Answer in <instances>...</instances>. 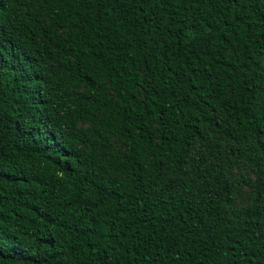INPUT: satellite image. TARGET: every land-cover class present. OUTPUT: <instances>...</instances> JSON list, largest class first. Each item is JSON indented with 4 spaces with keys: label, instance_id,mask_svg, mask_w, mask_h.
I'll return each mask as SVG.
<instances>
[{
    "label": "trees",
    "instance_id": "16d2710c",
    "mask_svg": "<svg viewBox=\"0 0 264 264\" xmlns=\"http://www.w3.org/2000/svg\"><path fill=\"white\" fill-rule=\"evenodd\" d=\"M0 264H264V0H0Z\"/></svg>",
    "mask_w": 264,
    "mask_h": 264
}]
</instances>
